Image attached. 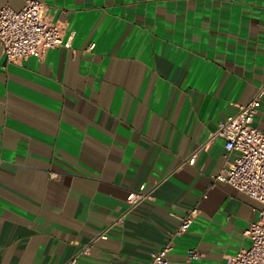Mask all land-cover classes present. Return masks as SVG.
<instances>
[{"label":"crops","instance_id":"0c3cea01","mask_svg":"<svg viewBox=\"0 0 264 264\" xmlns=\"http://www.w3.org/2000/svg\"><path fill=\"white\" fill-rule=\"evenodd\" d=\"M41 1L67 46L15 64L0 49V264H64L102 233L78 264H150L167 245V264L190 250L225 264L248 248L261 206L215 180L210 137L264 84V0Z\"/></svg>","mask_w":264,"mask_h":264},{"label":"built area","instance_id":"2783aa9c","mask_svg":"<svg viewBox=\"0 0 264 264\" xmlns=\"http://www.w3.org/2000/svg\"><path fill=\"white\" fill-rule=\"evenodd\" d=\"M19 10L0 7V49L6 63L15 64L28 57L40 58L50 49L67 46L62 40V31L50 22L46 5L41 0H23ZM264 97V84L256 91L254 97L238 108L235 115L225 117L210 139L219 138L224 141V161L220 173L215 180L226 183L260 204L257 218L250 223L244 236L249 240L246 249L227 257L225 264H264V131L253 125L256 114ZM193 163V156L188 159ZM145 193H129L127 202L135 206L147 199ZM197 214L195 208L190 209L180 218L178 226L171 237L186 232ZM117 219L114 224L120 223ZM105 233L98 235L71 256L64 264H78L80 256L89 253L96 239H105ZM169 245L157 252L149 254L150 264H167L166 253ZM195 250L187 255V264L197 259Z\"/></svg>","mask_w":264,"mask_h":264}]
</instances>
